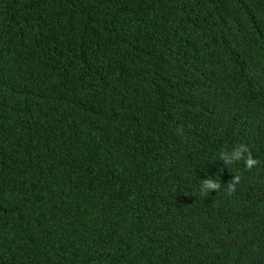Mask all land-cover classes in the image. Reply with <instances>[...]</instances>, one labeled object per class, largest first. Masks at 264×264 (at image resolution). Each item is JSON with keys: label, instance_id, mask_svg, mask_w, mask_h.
<instances>
[{"label": "trees", "instance_id": "trees-1", "mask_svg": "<svg viewBox=\"0 0 264 264\" xmlns=\"http://www.w3.org/2000/svg\"><path fill=\"white\" fill-rule=\"evenodd\" d=\"M0 264H264V0H0Z\"/></svg>", "mask_w": 264, "mask_h": 264}, {"label": "clouds", "instance_id": "clouds-1", "mask_svg": "<svg viewBox=\"0 0 264 264\" xmlns=\"http://www.w3.org/2000/svg\"><path fill=\"white\" fill-rule=\"evenodd\" d=\"M241 152L246 153L247 155L241 156ZM228 164H232L234 162H239L240 160H244V163L248 169L253 168L254 166L258 165L259 161L252 157L251 152L248 148L241 146L240 151L236 152L231 159H229L227 153H225L222 157ZM240 182V177L236 176V179L230 182L227 186V190L229 192L235 191V185ZM205 187L201 188L202 193L205 195L208 193L209 190H216L219 192L221 189V185L218 182H213L211 179L202 182Z\"/></svg>", "mask_w": 264, "mask_h": 264}]
</instances>
